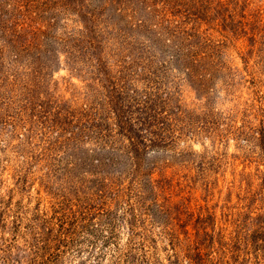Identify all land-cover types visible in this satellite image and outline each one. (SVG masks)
<instances>
[{
  "label": "rangeland",
  "instance_id": "1",
  "mask_svg": "<svg viewBox=\"0 0 264 264\" xmlns=\"http://www.w3.org/2000/svg\"><path fill=\"white\" fill-rule=\"evenodd\" d=\"M0 264H264V0H0Z\"/></svg>",
  "mask_w": 264,
  "mask_h": 264
}]
</instances>
